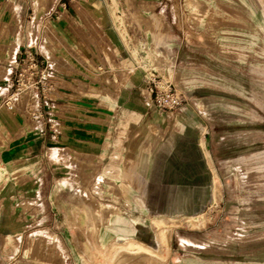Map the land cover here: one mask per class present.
Returning a JSON list of instances; mask_svg holds the SVG:
<instances>
[{
  "label": "rangeland",
  "instance_id": "obj_1",
  "mask_svg": "<svg viewBox=\"0 0 264 264\" xmlns=\"http://www.w3.org/2000/svg\"><path fill=\"white\" fill-rule=\"evenodd\" d=\"M138 3L132 17L119 20L148 27L151 42L161 46L157 66L183 101L170 110L150 103L165 122H152L148 132L140 119L133 132L122 127L120 133L170 141L110 142L111 157L99 160L72 153L67 174L57 163L56 178L35 194L20 190L32 186L16 174L24 159H7L17 153L7 149L16 139L8 142L0 129V264H264V0ZM71 5L0 0V12L11 8L26 24L40 19V27H52L61 7ZM12 43L0 47L1 78L19 56ZM135 145L157 162L148 174L134 172ZM165 160L168 172L160 166ZM128 223L151 250L128 243L110 248L133 235Z\"/></svg>",
  "mask_w": 264,
  "mask_h": 264
},
{
  "label": "crops",
  "instance_id": "obj_2",
  "mask_svg": "<svg viewBox=\"0 0 264 264\" xmlns=\"http://www.w3.org/2000/svg\"><path fill=\"white\" fill-rule=\"evenodd\" d=\"M124 1L108 4L107 0H93L82 6L78 0H71V9L63 11L61 7L59 16L63 20L57 16L58 22L52 27H40V19L37 24L34 20L26 24L25 15L16 13L17 19L11 8H7L4 15L0 12V47H12L13 39L18 50L31 45L38 55L53 61L56 71L57 90L54 99L46 105V116L55 120L58 132L53 133L52 127L47 125L40 132L25 112L0 106L5 114L0 116V129L8 142L16 139L7 149L15 147L17 153L7 159H24L16 174L28 176L32 185L25 183L20 190H33L35 194L46 190L60 172L56 169L57 163L64 166V174H67L70 164L66 161L72 153L82 160L89 155L99 160L107 155L111 157L112 152L105 147L110 142L167 144L170 141L156 133H120L122 127L132 128L129 130L133 132L140 119L147 120L148 132L152 122L159 126L166 120L163 112L148 108L144 73L136 64V50L142 41H148V27H140L133 20L127 23L119 20L132 17L131 10L141 4L131 0L126 5ZM143 3L144 7L148 6V1ZM4 62L0 60V67L1 63L6 64ZM9 66L5 67L8 69L5 76L0 77V89L5 85L8 72L13 70L14 65ZM135 148L136 145L131 156L134 172L142 174L144 168L148 174L154 165L157 167V162L150 161L154 156L149 150H145L143 156ZM166 153L169 154L168 150ZM160 166L167 172L172 167L168 160L160 162ZM195 175L205 173L198 171ZM198 183L201 185L200 181ZM120 219L122 216L117 215V220ZM182 220L184 218L176 221ZM159 222L153 219L155 225ZM128 224L133 235L123 241H112L110 248L128 243L151 250L136 237L137 227Z\"/></svg>",
  "mask_w": 264,
  "mask_h": 264
},
{
  "label": "built area",
  "instance_id": "obj_3",
  "mask_svg": "<svg viewBox=\"0 0 264 264\" xmlns=\"http://www.w3.org/2000/svg\"><path fill=\"white\" fill-rule=\"evenodd\" d=\"M151 38L152 35L148 31V41H142L136 50L137 68L144 73L143 80L148 93L146 102L161 110H170L182 103L183 96L157 66L162 58L161 46L154 45ZM151 45H154L155 51H152V54ZM16 54L19 56L18 59L14 57V70L8 72L5 85L0 89L3 105L11 111L25 112L40 132L45 130L46 125L52 127L53 133L58 132L55 120L46 116V105L54 99L57 90L53 61L38 55L31 45L19 49Z\"/></svg>",
  "mask_w": 264,
  "mask_h": 264
}]
</instances>
